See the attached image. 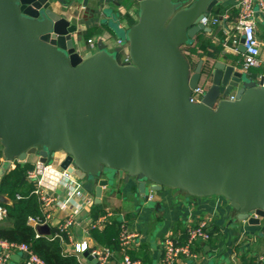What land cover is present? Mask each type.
<instances>
[{
    "label": "water",
    "instance_id": "95a60500",
    "mask_svg": "<svg viewBox=\"0 0 264 264\" xmlns=\"http://www.w3.org/2000/svg\"><path fill=\"white\" fill-rule=\"evenodd\" d=\"M52 1L0 0V178L14 160L44 163L63 151L61 169L97 201L121 170L147 200L149 184L219 195L238 219L264 221V72L241 63L244 37L229 64L193 66L183 51L210 33L201 20L219 0H136L134 25H110L129 63L103 39L97 51L78 52L77 26ZM202 80L206 94L192 101ZM38 229L51 233L49 224Z\"/></svg>",
    "mask_w": 264,
    "mask_h": 264
},
{
    "label": "crops",
    "instance_id": "0c3cea01",
    "mask_svg": "<svg viewBox=\"0 0 264 264\" xmlns=\"http://www.w3.org/2000/svg\"><path fill=\"white\" fill-rule=\"evenodd\" d=\"M184 1L190 4L193 0ZM52 2L57 13H62L71 24L77 26L78 30L73 33V38L76 42V50L82 55L97 51V43L100 39L104 40L111 51L120 47L117 54L119 57L124 55V49L118 44V39L121 38L114 33L110 25L118 23L125 29L134 25L139 16V4L136 0H54ZM209 15L220 17L221 21L210 25V33H202L211 37L215 44H222L224 49L219 55L195 57V61L203 59L209 65L215 59H219L229 64L230 56L238 52L242 38L237 29V0H219ZM256 35L260 41L261 65L253 68L263 73L264 19L258 14ZM90 39L96 42L95 48L89 43ZM195 41L196 39L193 43ZM63 157V153L56 152L55 157L49 161L53 163V172L57 174L55 182H51V177L47 173L43 179L46 189L60 200L68 198L71 194L70 186L64 182L62 176L63 169L59 166L61 161L57 160ZM26 161L34 165L39 161V157L29 156ZM5 162L3 157L0 168ZM14 167L15 160L4 169V172ZM112 175L109 183L103 186L100 201L96 199L95 190L84 188V195L90 200L89 202L81 204L78 197H71L64 209L58 206L51 209L52 217L48 222L51 233L47 236L59 233L61 231L59 225L72 215L73 223L69 226V232L65 231L60 240L64 253L76 255L82 264H96L78 249L84 242L89 252L103 247L93 237L94 229L91 228V224L108 212H112L110 221L117 219L120 227L124 226L130 232L137 234L127 252L133 259L140 261V264H161L163 253L160 243L163 238L171 236L180 243H185L188 224L196 225L202 220L209 221L211 238L206 242L197 243L195 248L198 253L197 259L189 260L182 257L177 264H264V221L252 225L247 220L238 219L237 212L222 196L195 197L177 188L162 187L153 190L149 184L150 198L147 200L138 189V181L134 177H128L126 171L119 170L112 172ZM102 178H107V174ZM28 183L33 188V184L29 181ZM7 202H11L9 197L0 195V204ZM8 223L7 219L0 222L1 225ZM37 231L40 234L38 228ZM122 256L123 250H114V255L107 264H117ZM261 257L263 259H260ZM23 260V255L14 254L9 264H23Z\"/></svg>",
    "mask_w": 264,
    "mask_h": 264
},
{
    "label": "built area",
    "instance_id": "2783aa9c",
    "mask_svg": "<svg viewBox=\"0 0 264 264\" xmlns=\"http://www.w3.org/2000/svg\"><path fill=\"white\" fill-rule=\"evenodd\" d=\"M238 8V24L237 29L239 30L242 37H244V68L249 69L253 67H259L260 62V41L256 35V19L257 14L264 19V0H237ZM221 21L220 17L206 15L201 20V22L209 26L212 24H217ZM92 47L95 48L96 42L93 39L89 40ZM118 44L124 49V55H122L120 61L123 63H129L130 57H128V47L126 41L123 39H118ZM208 89V82L202 80L198 86L193 90L192 101L198 102ZM228 99H235V94L232 93L227 97ZM64 156L66 155L63 152ZM64 158V157H63ZM56 160V159H55ZM57 160L63 161V159L57 158ZM59 161V162H60ZM60 165V164H59ZM51 168L53 170V163L40 162L37 161L32 168L27 170L26 178L33 184V188L30 190L33 194L38 197L40 204L41 214L37 216H30L28 222L34 229L37 230L39 226L48 224L52 217V208L55 206L64 209L71 197H78L81 204L89 202L90 200L85 197V190L83 187V182L74 174L63 169V178L70 186L71 194L68 198L60 200L56 195L48 191L44 185V175L47 173V169ZM81 206V205H79ZM8 211L6 208L0 204V222L7 219ZM112 212H108L91 224L93 229H102L107 223L110 222V217ZM73 223L72 215L69 216L64 223L59 225L61 230L56 235L52 236V239L59 238L62 239L63 233L69 232V226ZM187 228V239L185 243H180L171 236H165L161 241L162 246V259L161 264H177L180 258H186L189 260L197 259L198 253L195 248L197 243L206 242L212 236V230L209 225L208 220H202L196 225L188 224ZM37 236L40 234L37 231ZM137 236L136 233L130 232L124 226H122L119 235V246L120 250H123V256L120 262L117 264H140V261L133 259L127 252L130 247V243ZM79 252L82 254L89 251L86 243L84 242L79 246ZM14 254L26 255L24 256L23 264H45V261L32 249L29 244L20 243L11 240L0 239V264H9L10 259ZM90 254L97 259L96 264H107L112 256L114 255V250L108 246H103L90 251ZM260 259H263L261 257Z\"/></svg>",
    "mask_w": 264,
    "mask_h": 264
},
{
    "label": "trees",
    "instance_id": "16d2710c",
    "mask_svg": "<svg viewBox=\"0 0 264 264\" xmlns=\"http://www.w3.org/2000/svg\"><path fill=\"white\" fill-rule=\"evenodd\" d=\"M195 37V43L183 47L185 55L193 66L198 62L195 61V57L219 55L223 52V45L215 44L212 38L205 36L204 33L200 32ZM239 58L244 64V56L240 55ZM3 157L0 140V167ZM32 167L33 164L28 161L15 160V167L6 170L0 179V195L8 196L11 200V202L2 204L8 211L7 221L9 223L8 225L0 224V239L29 244L30 248L45 261V264H82L76 255L64 253L59 238L52 239V236L47 235L37 236V230L29 224L30 216L41 214L38 197L30 192L32 186L26 178L27 170ZM121 229L120 222L113 219L102 230L94 229L92 235L101 246L120 250Z\"/></svg>",
    "mask_w": 264,
    "mask_h": 264
},
{
    "label": "clouds",
    "instance_id": "9594fccd",
    "mask_svg": "<svg viewBox=\"0 0 264 264\" xmlns=\"http://www.w3.org/2000/svg\"><path fill=\"white\" fill-rule=\"evenodd\" d=\"M47 174L51 177V182H55L57 174L53 172L51 168L47 169Z\"/></svg>",
    "mask_w": 264,
    "mask_h": 264
},
{
    "label": "rangeland",
    "instance_id": "374dc122",
    "mask_svg": "<svg viewBox=\"0 0 264 264\" xmlns=\"http://www.w3.org/2000/svg\"><path fill=\"white\" fill-rule=\"evenodd\" d=\"M59 153H61V154H62V153H63V151H60ZM31 156H33V155H31Z\"/></svg>",
    "mask_w": 264,
    "mask_h": 264
}]
</instances>
